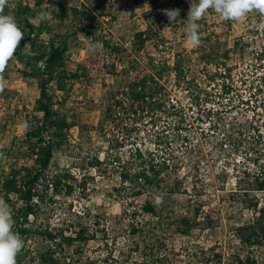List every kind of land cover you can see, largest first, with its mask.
Returning <instances> with one entry per match:
<instances>
[{"label": "rangeland", "instance_id": "obj_1", "mask_svg": "<svg viewBox=\"0 0 264 264\" xmlns=\"http://www.w3.org/2000/svg\"><path fill=\"white\" fill-rule=\"evenodd\" d=\"M34 1L8 0L7 6ZM59 1L46 2L49 30L40 41L66 40V68L78 74L68 81L67 92L55 94L56 108L76 126L51 162L54 173L69 176L73 190L43 205L33 224L65 235L76 224L92 237L58 250L66 264H236L235 255L247 251L236 230L257 219L253 204L264 198L254 189L264 164V58H254L264 47V21L258 23L256 12L225 21L209 10L198 21L200 45L192 47L183 24L190 0H63L104 15L96 34L76 36L72 19L56 16ZM165 9H179V23L170 24ZM140 33L149 37L143 46ZM209 50L215 51L213 60L205 63L202 55ZM24 53L31 55L30 49ZM177 61L190 81L191 97L186 84H175ZM225 67L232 75L229 94L207 77ZM25 73L26 66L13 57L0 94V182L26 146L37 115L39 87ZM160 74L171 95L166 106L138 115L117 108L116 121L108 117L114 95L127 81ZM140 115L145 118L136 122ZM256 129L263 133L260 140ZM136 148L170 165L161 187L139 195L121 178L140 167ZM148 203L157 216L143 210ZM45 243L40 238L28 245L34 250ZM249 252L264 264V247Z\"/></svg>", "mask_w": 264, "mask_h": 264}, {"label": "trees", "instance_id": "obj_2", "mask_svg": "<svg viewBox=\"0 0 264 264\" xmlns=\"http://www.w3.org/2000/svg\"><path fill=\"white\" fill-rule=\"evenodd\" d=\"M52 1L35 0L32 5L20 2L14 7L6 6L4 10V14H11L15 17L24 33V38L14 57L18 58L28 69V73L25 74L35 78L40 92L36 101L35 122L32 123L31 129L26 134V146L21 149V153L19 152L9 169L1 174L0 198L5 201L12 213L15 221L13 231L18 233L23 240V248L16 257V264H25L24 261L27 258L30 261L27 264H66L67 258L62 259L58 250L63 252L65 248L74 246L76 242H87L92 238L86 230L80 229L76 224L72 225L71 234L65 235L63 232H53L49 228L32 222V218H37L43 205H49L56 196L63 194L64 191L65 194L70 195L73 190L66 173H54L51 170L55 151L64 147L68 141L69 131L76 126L75 122H69L66 116L56 108L55 94L58 91L67 92L68 81L78 77L77 73H72L66 68V53L69 48L66 40L53 36L47 42L40 41L49 27L47 21H41L38 17L47 10L46 2ZM56 4L59 7L57 18L61 21L72 19L76 27L74 32L76 36L79 31L96 34L100 30L101 17L104 15L98 13L97 9L86 5L69 7L64 5L63 0ZM260 22L262 20L259 16L258 23ZM143 36H145L143 33L137 35L141 46L149 40L147 35ZM206 39L210 40L211 38L207 37ZM28 49H30L31 55L24 53ZM214 53L213 50L205 51L202 60L205 63L212 62ZM228 54L226 51L225 56ZM254 58L257 60L264 58V47L254 53ZM173 71L176 86L186 84L188 96H193V93H190V81H187L183 75V66L180 61L174 64ZM216 72L218 75H207L208 81H214L222 87L225 94H229L231 85L228 83L232 81V75H228V73H231V69L225 67ZM6 74L7 70L4 77ZM158 76L160 78L156 75H144L140 79L127 81L122 93L118 91V95H114V107L110 106L107 109L108 117L116 121L114 118L119 114L117 108H123L127 114L135 111L138 115L140 111L143 113L149 109L159 110L166 106V99L171 95L168 87L162 84V75ZM173 87L174 85L171 88ZM122 94L125 96L126 102L119 97ZM144 118L145 116L140 115L134 120L138 122ZM255 135L259 140L263 137V133L259 129L255 130ZM136 155L141 159L140 167L133 174L122 173L123 182H131L137 195L141 194V190L145 188L161 187L162 173L170 166L167 160L164 158L162 161L150 159L139 148H136ZM261 171V175L254 178L256 184L254 189L256 192L264 193V164ZM247 174L249 176L250 172ZM238 181L241 182V179ZM240 191L246 190L240 189ZM253 207L258 211L257 219L254 222L250 220L244 223L236 230V237L247 250L245 255L240 253L235 255L236 264H258L256 257L249 251L256 247H264V198L261 203L257 199ZM143 210L152 215L157 216L158 214L155 206L151 203H148ZM132 231L135 233L137 229L133 226ZM40 238L45 239V245L32 250L28 245L29 241ZM215 256L219 257L218 254Z\"/></svg>", "mask_w": 264, "mask_h": 264}, {"label": "clouds", "instance_id": "obj_3", "mask_svg": "<svg viewBox=\"0 0 264 264\" xmlns=\"http://www.w3.org/2000/svg\"><path fill=\"white\" fill-rule=\"evenodd\" d=\"M7 4L8 0H0V94L5 91L4 74L8 64L24 38L15 17L4 14ZM209 10L225 21H238L252 12H256L264 21V0H190L187 20L183 24L186 25L187 43L192 47L200 45L201 25L198 21L202 20ZM163 11L170 24L179 23V9ZM38 18L43 21L50 17L47 13H41ZM14 223L9 206L0 198V264H16V257L23 248V240L13 231Z\"/></svg>", "mask_w": 264, "mask_h": 264}]
</instances>
